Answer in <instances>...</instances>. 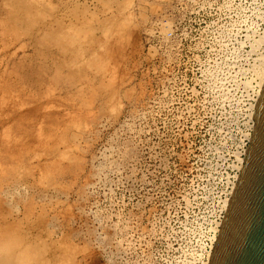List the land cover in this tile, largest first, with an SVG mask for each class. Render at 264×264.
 I'll return each mask as SVG.
<instances>
[{
	"label": "rangeland",
	"instance_id": "374dc122",
	"mask_svg": "<svg viewBox=\"0 0 264 264\" xmlns=\"http://www.w3.org/2000/svg\"><path fill=\"white\" fill-rule=\"evenodd\" d=\"M262 34L264 0H0V264H207Z\"/></svg>",
	"mask_w": 264,
	"mask_h": 264
},
{
	"label": "water",
	"instance_id": "95a60500",
	"mask_svg": "<svg viewBox=\"0 0 264 264\" xmlns=\"http://www.w3.org/2000/svg\"><path fill=\"white\" fill-rule=\"evenodd\" d=\"M242 168L207 264H264V84Z\"/></svg>",
	"mask_w": 264,
	"mask_h": 264
},
{
	"label": "bare ground",
	"instance_id": "6f19581e",
	"mask_svg": "<svg viewBox=\"0 0 264 264\" xmlns=\"http://www.w3.org/2000/svg\"><path fill=\"white\" fill-rule=\"evenodd\" d=\"M259 37H260V39H261V41H264V34H262V35H259ZM256 40H258V39H256ZM255 39H252V41H251V49H253L252 51V53H254V55L256 56V58H255V67H261V66H263L264 65V46H263V48H259L258 49V47H257V42H259L260 40H258V41H256ZM258 44H261V43H258ZM259 46V45H258ZM262 47V46H261ZM261 70H263V69H261ZM260 69L258 70H256V73H255V71H253V75H254V78H253V80H252V82H254V86H252V85H250V83H244V85L245 86H248V87H250L251 86V88L250 89H252L253 91H254V94H256V96H257V98H256V100L255 101H257V99H258V96L260 95V93H261V87H263V84H264V73L261 71ZM246 81V80H245ZM239 84L240 83H237L236 82V84H235V86H239ZM242 84V83H241ZM253 84V83H252ZM243 85V84H242ZM239 88V87H238ZM247 88V87H246ZM248 90V89H247ZM254 106H255V104H254Z\"/></svg>",
	"mask_w": 264,
	"mask_h": 264
}]
</instances>
